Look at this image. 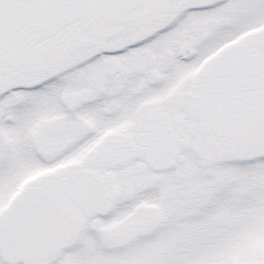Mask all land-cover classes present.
I'll list each match as a JSON object with an SVG mask.
<instances>
[{"label":"snow or ice","instance_id":"1","mask_svg":"<svg viewBox=\"0 0 264 264\" xmlns=\"http://www.w3.org/2000/svg\"><path fill=\"white\" fill-rule=\"evenodd\" d=\"M5 151L0 264H264V0H0Z\"/></svg>","mask_w":264,"mask_h":264},{"label":"flooded vegetation","instance_id":"2","mask_svg":"<svg viewBox=\"0 0 264 264\" xmlns=\"http://www.w3.org/2000/svg\"><path fill=\"white\" fill-rule=\"evenodd\" d=\"M59 134L49 138L45 144L40 147L41 155L47 158L50 154V146H59ZM44 161L38 158L28 159L18 152L5 151L1 155L0 170L2 175L5 176V194L3 195L8 199L9 203L16 200L21 193L32 184L38 177L55 171L54 168L42 167ZM114 163L118 165L125 164L126 161L117 155ZM31 164L33 167H28ZM16 186V191L12 192V186ZM64 185L61 184H46L40 189L39 195L35 196L32 200V205L37 214L40 216L41 221L50 226L58 224L66 208L58 207V203L63 199ZM10 197V198H9Z\"/></svg>","mask_w":264,"mask_h":264},{"label":"rangeland","instance_id":"3","mask_svg":"<svg viewBox=\"0 0 264 264\" xmlns=\"http://www.w3.org/2000/svg\"><path fill=\"white\" fill-rule=\"evenodd\" d=\"M0 163H1V155H0ZM0 177L5 178L4 175H2V171L0 170ZM5 194V183L2 185V189H0V195H4Z\"/></svg>","mask_w":264,"mask_h":264}]
</instances>
